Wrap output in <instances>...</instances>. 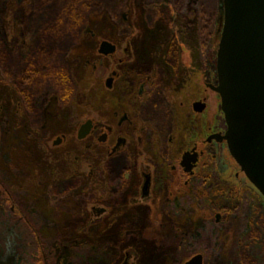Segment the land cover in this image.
<instances>
[{"label": "rangeland", "instance_id": "374dc122", "mask_svg": "<svg viewBox=\"0 0 264 264\" xmlns=\"http://www.w3.org/2000/svg\"><path fill=\"white\" fill-rule=\"evenodd\" d=\"M215 22L198 61L196 15L178 14L166 0H0V264H183L194 252L204 255V264H264V196L224 142L213 143L212 155L200 160L197 174L206 179L195 199L149 230L141 212L133 221L130 189L108 187L100 166L107 159L112 175L130 176L132 186L134 169L125 162L131 151L108 158L100 130L76 139L88 116L99 119L100 73L92 63L103 40L128 63L148 62L150 50L161 64L163 48L177 38L190 52L179 74L184 90L199 88L208 105L195 134L202 141L222 130L220 98L205 89L216 83L221 13ZM103 60L107 67L115 61ZM60 70L73 82L65 100L55 84ZM112 101L106 96L105 105ZM149 112L163 128L162 107ZM185 123L173 142L177 154L192 144ZM160 133L157 141L166 143L170 134ZM57 138L62 142L54 145ZM126 166L129 174L121 172ZM142 217L145 225L134 226Z\"/></svg>", "mask_w": 264, "mask_h": 264}, {"label": "flooded vegetation", "instance_id": "af4514ba", "mask_svg": "<svg viewBox=\"0 0 264 264\" xmlns=\"http://www.w3.org/2000/svg\"><path fill=\"white\" fill-rule=\"evenodd\" d=\"M126 49L128 50V48ZM129 49L131 50V48ZM116 51L117 47L115 46V51L111 54L98 53L100 55L99 60L92 63L93 68L99 70L100 73L101 92L97 111L99 119L88 116L82 122L90 121L88 134L84 138L78 139L76 131V139L84 141L100 130L101 133L98 134L97 140L99 145L106 146L108 158L120 153L127 156V151H131V158L125 159V162L134 169L135 181L132 186H128L130 176L125 177L124 174H119L115 177L112 175L107 159L103 160L100 166L105 171L108 187L118 192L125 191L127 188L130 189L128 193L134 196L130 204V212L134 215L133 221L137 220L135 217L141 212L143 216H147L149 230H155L158 226L162 228L165 225V222H160L157 226L156 219L162 220L167 214L183 209L182 206L186 202L195 199V193L200 189V182H204L206 179L201 180L197 174L200 160L207 153L212 155L210 148L214 147L213 143L224 142L226 144L225 141L218 142L215 139L207 141V138L214 133H224L226 123L222 130L209 132L204 140H198L195 129L199 125V116L207 109V100L205 97L200 98L199 88L194 87V85L188 87V91L184 90V84H182L179 74L182 69H185L183 63L185 57L183 56L190 54V52H187L188 50L178 42L177 38H173L169 46L163 48L164 57L162 56V61L160 60L161 64L153 62V57L149 56L153 54L150 50L147 58L151 62L148 60L146 63H128L123 57H115ZM132 51L136 54L135 51L137 50L133 48ZM196 51L197 60L200 61L199 47L196 48ZM109 56H112L115 61L114 64L107 67L103 59ZM109 78L110 80H108ZM169 80L172 81V85H170ZM209 84L211 83H205V89L212 90L208 86ZM176 87L182 93L180 95L170 94L171 91L175 92ZM186 94L195 95L197 98L188 100ZM106 96L112 98L111 106L105 105ZM159 96H161L160 100ZM197 102L204 103L202 111L197 109ZM160 106L164 112V119L160 123L163 128L158 124L154 125L153 116L149 115L148 117L147 115L149 110L151 111L149 113L153 114V111ZM109 107L111 114L106 111ZM184 123L187 132L193 134L191 136L192 144L177 154L173 142L176 140L177 143V135L185 128ZM98 126L99 128H97ZM161 130L168 131V135H171L168 136L166 143L157 141V135L161 134ZM92 145L91 143L89 146ZM206 146H208L207 148L210 147L209 151L206 150ZM187 151L192 154L197 153V160L192 164L189 171H185L181 164L182 156ZM128 166L122 168L121 172L129 174L130 167ZM157 182L159 183L156 184ZM186 189L188 193L185 192ZM139 195L143 197L141 202ZM215 220L217 222L219 220L217 214H215ZM143 221L146 223L143 218L134 226H144ZM164 242H167L166 238ZM197 254L201 256L202 264H204V255L201 252L192 253L183 264Z\"/></svg>", "mask_w": 264, "mask_h": 264}, {"label": "water", "instance_id": "95a60500", "mask_svg": "<svg viewBox=\"0 0 264 264\" xmlns=\"http://www.w3.org/2000/svg\"><path fill=\"white\" fill-rule=\"evenodd\" d=\"M222 7L217 83L208 86L220 97L226 130L210 135L207 141H225L241 171L264 196V0H222ZM114 51L113 43L100 42L98 53ZM196 106L202 111L204 103ZM89 130L87 120L79 126L77 138H84ZM60 142L57 138L53 144ZM196 160L197 153L185 152L181 161L185 171ZM184 264H202L201 256L194 255Z\"/></svg>", "mask_w": 264, "mask_h": 264}, {"label": "trees", "instance_id": "16d2710c", "mask_svg": "<svg viewBox=\"0 0 264 264\" xmlns=\"http://www.w3.org/2000/svg\"><path fill=\"white\" fill-rule=\"evenodd\" d=\"M166 1L178 14L196 15L198 47L201 55H204L206 40L214 32V30L216 31V18L220 13H223L222 0H197V2L194 0ZM55 84H57L59 88L60 98L62 100L67 99L72 92L71 85H73V82L66 72L62 70L55 72Z\"/></svg>", "mask_w": 264, "mask_h": 264}]
</instances>
